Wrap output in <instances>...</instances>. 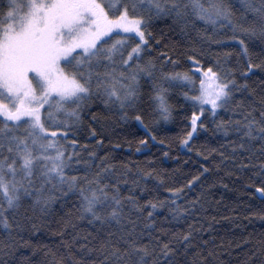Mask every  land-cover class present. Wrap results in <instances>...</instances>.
<instances>
[{
  "label": "snow or ice",
  "instance_id": "obj_1",
  "mask_svg": "<svg viewBox=\"0 0 264 264\" xmlns=\"http://www.w3.org/2000/svg\"><path fill=\"white\" fill-rule=\"evenodd\" d=\"M243 9L237 18L228 0H7L0 7V229L4 233L0 253L11 257L18 245L27 246L21 235L25 226L37 216L44 219L57 201L71 195L77 201L76 218L95 225V233L64 241L66 253L47 249L43 264H209L213 252L206 254L194 242L199 230L189 225L187 231L169 235L171 230L157 228L154 219L157 209L167 207L172 219L187 220L189 214H198L199 196L184 206L176 199L160 200L151 195L156 189L141 184L139 173L131 183L149 198L142 202L132 189L131 194H122L121 180L128 183L130 169L117 172L106 162L107 154L101 164L93 166L97 153L89 152V159H83L87 148L80 145L78 134L84 110L96 100L109 110L117 108L124 120L129 111L134 112V119L145 129L149 118L171 122L175 109L169 93L182 87L187 89L182 95L192 111L181 145L188 147L195 134L207 127V114L215 122L221 109L241 110L240 119L221 118L216 129L226 135L229 127L234 129L237 139L230 142L231 159L239 157L241 169L256 168L258 163L256 174L264 176V91L259 108L250 103L245 110L243 100L230 107L235 93L254 92L248 76L264 68V58L259 63L254 59L249 39L259 37L264 42V0H245ZM160 18L183 29L195 28L199 22L230 29L231 39L239 42L237 55L241 60L246 57V62L229 67L232 53L225 52L223 59L217 54L206 67L205 53L193 49L186 59L191 67L177 71L178 60L167 54L153 57L149 51L154 40L151 27ZM208 41L220 43L212 35ZM168 64L171 71L165 70ZM149 81L151 103L146 112L142 82ZM90 134L95 137L96 130ZM148 140L145 136L141 146ZM102 142L103 138L97 146ZM220 155L230 158L223 152ZM81 164L83 169L76 167ZM201 175L167 191L178 199L184 187L198 182ZM254 186L264 203V179ZM256 214L264 219V207ZM65 224H71V219ZM258 244L256 252L262 257L258 264H264V239ZM73 245L80 255L72 252ZM0 264L11 262L0 260Z\"/></svg>",
  "mask_w": 264,
  "mask_h": 264
},
{
  "label": "trees",
  "instance_id": "obj_2",
  "mask_svg": "<svg viewBox=\"0 0 264 264\" xmlns=\"http://www.w3.org/2000/svg\"><path fill=\"white\" fill-rule=\"evenodd\" d=\"M231 4L235 16L239 18L243 14V5L245 0H228ZM7 2L0 0V7ZM167 21V22H166ZM154 34L152 41L153 48L150 53L153 57H163L165 54L172 60L179 61L177 71H186L191 65L186 63L188 55L192 50L205 53L204 62L214 63L217 54L231 52L229 58V67L240 66L246 62V57L241 60L237 53L240 52L239 42L231 39L230 29L221 26H214L210 23L199 22L195 28L183 29L182 26L174 25L168 18H160L154 21L151 27ZM219 41V44H209L208 36ZM251 51L254 59L259 63L264 58V42L259 37L249 38ZM157 42H159L157 44ZM165 63L163 59L160 61ZM166 71H171L172 66L167 65ZM237 80L241 83L239 74ZM199 81V78L196 80ZM248 84L252 91H243L235 93V101L241 100L245 103V110L250 103H254L259 108V98L264 91V68H256L248 76ZM144 100L142 106L145 111H149V100L151 82H142ZM186 88L177 87L172 90L170 103L175 109V117L171 122L155 121L151 118L145 120L148 128L145 129L138 121L134 119L135 113L129 111L127 120L121 119V113L117 108H109L101 100L92 102L84 110L83 122L80 128V145L86 146L87 151L82 153L83 159L88 160L89 152H96L97 156L92 161L93 166L101 164V158L108 155L109 164L115 166L117 172L128 171L126 177L128 183L121 180V192L129 195L130 189L135 194L144 199L149 196L141 193L139 188L132 185L131 180L137 178V174L142 177L141 184L149 188L156 189L152 196H158L160 200L165 198L176 199V202L182 206L186 201H191L200 197L201 204H197V213L188 215L187 220L172 219L168 208L157 209L154 217L157 228L170 229L171 232H183L192 225L197 240L201 247L213 252L208 257L209 264H258L261 257L256 249L259 247L258 241L264 239V219H261L258 213L264 203L259 199V194L255 191V186L260 183L264 176L257 175L259 170L258 163L256 168L238 167L239 157L231 159L233 156L230 142L237 139L234 129L229 127L227 135L223 130L216 129V122L221 118L225 121L237 120L243 114L241 110L233 112L231 110L221 109L215 117V122L211 114H207L205 123L206 128L201 129L195 134V139L184 147L180 139L189 129L188 117H190L192 108L191 103L186 101L182 95ZM93 115L96 117L93 121ZM257 118L259 112L255 113ZM96 130L93 137L91 129ZM156 140H152V135ZM149 137L146 146H141L140 141ZM103 138V142L97 146V141ZM163 141V143H161ZM216 149V151H212ZM77 151H80L78 148ZM230 157L224 159L220 153ZM257 156L259 152L257 151ZM248 163L245 158L243 161ZM256 163V161H253ZM80 169L84 165H77ZM207 168L208 171L204 172ZM151 171V176H144V173ZM202 173L200 180L192 186L184 187L183 194L177 199L172 196L167 189L169 187H181L187 185V180L193 175ZM77 201L74 196H69L63 200L57 201L51 213L44 219H37L25 226L21 233L27 246L20 244L17 247L14 256H5L0 253V260L10 261L11 264H43L45 261V251L47 249L63 248L64 241H70L72 236L79 234L80 237L88 233H95L96 226L90 225L88 220H78L76 217ZM31 215V213H29ZM66 219H71V224H65ZM32 223L36 227H32ZM73 224L76 225L73 228ZM63 232V234H61ZM4 235L0 229V238ZM91 239V237H89ZM207 240L208 244L203 245L202 241ZM81 243L84 241L81 239ZM72 252L80 255V250L73 245ZM256 252V257L250 261L252 253Z\"/></svg>",
  "mask_w": 264,
  "mask_h": 264
},
{
  "label": "rangeland",
  "instance_id": "obj_3",
  "mask_svg": "<svg viewBox=\"0 0 264 264\" xmlns=\"http://www.w3.org/2000/svg\"><path fill=\"white\" fill-rule=\"evenodd\" d=\"M2 1V0H1ZM4 1H6L7 2V0H4ZM197 87H199V81L197 82Z\"/></svg>",
  "mask_w": 264,
  "mask_h": 264
}]
</instances>
